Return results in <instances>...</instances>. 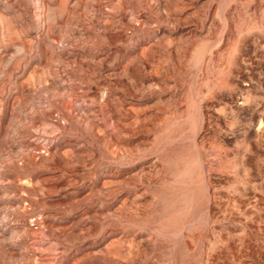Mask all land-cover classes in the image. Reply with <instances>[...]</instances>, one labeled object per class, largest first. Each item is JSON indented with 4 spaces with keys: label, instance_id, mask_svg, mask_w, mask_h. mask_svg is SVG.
<instances>
[{
    "label": "rangeland",
    "instance_id": "obj_1",
    "mask_svg": "<svg viewBox=\"0 0 264 264\" xmlns=\"http://www.w3.org/2000/svg\"><path fill=\"white\" fill-rule=\"evenodd\" d=\"M0 264H264V0H0Z\"/></svg>",
    "mask_w": 264,
    "mask_h": 264
},
{
    "label": "bare ground",
    "instance_id": "obj_2",
    "mask_svg": "<svg viewBox=\"0 0 264 264\" xmlns=\"http://www.w3.org/2000/svg\"><path fill=\"white\" fill-rule=\"evenodd\" d=\"M259 115V114H258ZM262 118V117H261ZM260 120V119H259ZM262 120V119H261ZM260 124V123H259ZM258 126H261V125H258ZM260 128V127H259ZM257 131V130H256ZM260 132V131H259ZM257 133V132H256ZM258 134V133H257ZM260 134V133H259ZM261 134H263V132L261 133Z\"/></svg>",
    "mask_w": 264,
    "mask_h": 264
}]
</instances>
